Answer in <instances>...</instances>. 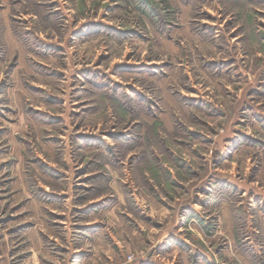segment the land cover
<instances>
[{
	"label": "rangeland",
	"instance_id": "rangeland-1",
	"mask_svg": "<svg viewBox=\"0 0 264 264\" xmlns=\"http://www.w3.org/2000/svg\"><path fill=\"white\" fill-rule=\"evenodd\" d=\"M0 264H264V0H0Z\"/></svg>",
	"mask_w": 264,
	"mask_h": 264
}]
</instances>
